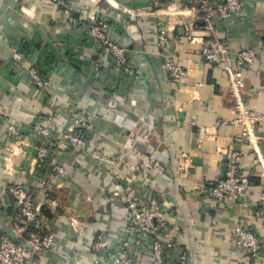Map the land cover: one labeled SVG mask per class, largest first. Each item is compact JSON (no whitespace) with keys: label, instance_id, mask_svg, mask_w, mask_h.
Listing matches in <instances>:
<instances>
[{"label":"crops","instance_id":"crops-1","mask_svg":"<svg viewBox=\"0 0 264 264\" xmlns=\"http://www.w3.org/2000/svg\"><path fill=\"white\" fill-rule=\"evenodd\" d=\"M69 1L71 17L50 0H0V230L18 238L23 228L5 189L21 184L38 190L35 203L47 218L45 232L55 236L44 264H112L107 251L94 245L105 238L111 251L119 248L128 236L123 196L130 190L144 196L148 179L166 221L163 235L174 242L165 264H177L181 252L187 264H248L233 231L239 225L259 228L264 122L255 128L261 141L246 144L233 122L226 73L200 57L206 35L192 40L187 33L188 24L200 22L191 0ZM99 19L108 24L107 36L125 49L132 73L117 67L89 37V26ZM217 36L232 53L256 52L257 60L243 72V95L264 113V0H248L243 19L226 21ZM17 50L25 56L22 66L12 60ZM166 54L187 70L185 84L169 79ZM29 65L41 69L45 88L33 85ZM45 111L56 112L58 126L69 130L82 117L88 148L98 146L118 162L92 158L63 138L53 139L52 152L39 161L36 148L43 140L33 129ZM226 151L238 159L249 183L244 206L211 203L204 193L208 183L224 177ZM55 164L66 174L51 173ZM134 164L140 166L137 179L128 171ZM45 183L52 186L48 196L41 191ZM32 231L25 228L23 238ZM259 233L261 248L250 264H264ZM142 264H152V257L146 255Z\"/></svg>","mask_w":264,"mask_h":264},{"label":"built area","instance_id":"built-area-1","mask_svg":"<svg viewBox=\"0 0 264 264\" xmlns=\"http://www.w3.org/2000/svg\"><path fill=\"white\" fill-rule=\"evenodd\" d=\"M51 3L60 7L67 17H71V4L69 0H50ZM153 1V0H152ZM157 1V0H154ZM191 8L198 14L200 22L187 25L189 38L196 40V34H205L201 39L199 49L200 57L203 61L212 65H220L227 75L229 89L232 96V106L235 110L234 123L240 127L241 137L248 145L254 146V142L261 140L255 135V128L264 122V113L254 107H250L244 98V69L250 67L257 60L255 51L249 48H241L232 53L230 45L217 36L219 29L225 27L228 20H242L248 0H191ZM107 22L105 19L95 21L88 28V35L97 42L99 49L109 54L117 67L124 66L126 72L132 73L131 66H127L125 49L117 45L107 36ZM165 39L162 37L160 45L164 46ZM164 66L169 79L177 85H183L187 81V70L179 65L172 55H164ZM12 60L22 66L25 56L21 52L14 51ZM31 82L37 88H45L46 81L41 76V69L34 65L25 68ZM56 112L45 111V117L41 118L34 126V132L40 136L43 143L36 148V157L39 161L46 160L52 152L55 138H63L69 147L88 152L92 158L99 159L111 165H115L119 158L117 156H107L101 152L99 147L88 148L90 140L88 133L82 127L84 119L76 117L73 119V128H61L57 124ZM9 133L18 136V132L13 126H9ZM228 156L229 161L224 177L215 182L208 183L205 188V195L211 203L227 202L230 206H244L246 204L245 193L249 188L248 180L239 171V161L232 158L229 151L223 152ZM51 173L65 175L64 169L55 164L51 167ZM140 170L138 164L130 166L128 169L132 173V178L137 179L136 173ZM136 175V176H135ZM264 178V174H263ZM146 192L143 195H135L132 190L126 192L123 201L126 206L125 222L128 229V236L120 243L117 250L111 251L104 240H100L94 248L105 249L107 256L111 258L112 264H142L146 255L152 257V264H165L168 259V252L174 248V242L164 237L166 231V221L162 216L161 204L158 203L151 181H143ZM264 188V183H263ZM7 198L14 209L18 222L22 224L19 229L18 238L0 230V264H44L43 254L50 250L55 242L53 232H45L44 224L47 218L35 203L38 190L26 188L21 184H12L6 188ZM52 189L51 184L45 183L42 193L48 196L47 192ZM259 228L253 224L246 226H236L234 228L235 244L245 249L244 260L250 264L261 248L260 232L264 233V191L259 198ZM70 226L76 232L77 222L71 220ZM32 228L36 232L28 234L23 238L25 228ZM258 230V231H257ZM177 264H187L188 256L186 252H181L177 258Z\"/></svg>","mask_w":264,"mask_h":264}]
</instances>
